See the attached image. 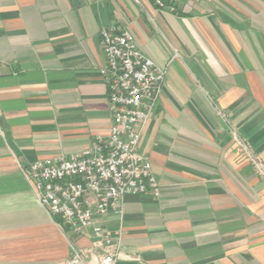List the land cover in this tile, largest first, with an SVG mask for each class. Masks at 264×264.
<instances>
[{
	"label": "crops",
	"instance_id": "1",
	"mask_svg": "<svg viewBox=\"0 0 264 264\" xmlns=\"http://www.w3.org/2000/svg\"><path fill=\"white\" fill-rule=\"evenodd\" d=\"M130 31L167 64L138 148L159 196L126 195L98 218L121 236L115 264H264V0H0V264H65L71 241L27 177L37 159L87 148L111 124L102 28Z\"/></svg>",
	"mask_w": 264,
	"mask_h": 264
},
{
	"label": "built area",
	"instance_id": "2",
	"mask_svg": "<svg viewBox=\"0 0 264 264\" xmlns=\"http://www.w3.org/2000/svg\"><path fill=\"white\" fill-rule=\"evenodd\" d=\"M150 1L159 10L175 12L179 0ZM99 37L105 56L99 72L112 119L107 134H96L80 152L37 159L26 174L51 220L92 240V252L72 240L65 264H115L121 236L112 235L97 219L112 215L121 219L126 195L159 196L151 163L138 143L162 97L167 64L160 66L145 55L126 29L102 28ZM230 131L234 144L264 180V162L236 130Z\"/></svg>",
	"mask_w": 264,
	"mask_h": 264
}]
</instances>
